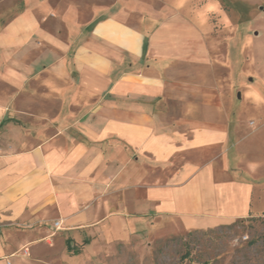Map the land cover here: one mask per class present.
Segmentation results:
<instances>
[{
  "label": "crops",
  "instance_id": "obj_1",
  "mask_svg": "<svg viewBox=\"0 0 264 264\" xmlns=\"http://www.w3.org/2000/svg\"><path fill=\"white\" fill-rule=\"evenodd\" d=\"M10 12L0 20L1 256L88 264L116 242L257 217L231 129L170 114L210 62L185 16L134 0H24Z\"/></svg>",
  "mask_w": 264,
  "mask_h": 264
},
{
  "label": "rangeland",
  "instance_id": "obj_2",
  "mask_svg": "<svg viewBox=\"0 0 264 264\" xmlns=\"http://www.w3.org/2000/svg\"><path fill=\"white\" fill-rule=\"evenodd\" d=\"M116 1L95 0L100 6ZM134 1L176 11L206 41L210 62L195 71L189 102L170 103V114L203 118L211 126L231 129L240 176L256 189L253 214L257 217L207 230L116 242L103 252L89 253L88 264H264V0ZM23 5L24 0H0V20H8L10 10ZM128 16L135 23L140 15L130 11ZM43 249L32 245L33 258ZM53 254L61 260L56 251ZM74 258H64L65 264H85ZM24 262L39 264L31 258Z\"/></svg>",
  "mask_w": 264,
  "mask_h": 264
},
{
  "label": "built area",
  "instance_id": "obj_3",
  "mask_svg": "<svg viewBox=\"0 0 264 264\" xmlns=\"http://www.w3.org/2000/svg\"><path fill=\"white\" fill-rule=\"evenodd\" d=\"M54 227L56 230H60L61 223L60 222L55 223ZM16 255H22L23 257H28L29 252L27 249H23V250L19 251L18 253L14 254L12 256H9V257L0 255V261H5L6 264H12L11 259Z\"/></svg>",
  "mask_w": 264,
  "mask_h": 264
}]
</instances>
